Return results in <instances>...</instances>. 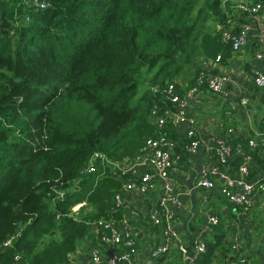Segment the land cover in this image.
Listing matches in <instances>:
<instances>
[{
  "label": "trees",
  "instance_id": "trees-1",
  "mask_svg": "<svg viewBox=\"0 0 264 264\" xmlns=\"http://www.w3.org/2000/svg\"><path fill=\"white\" fill-rule=\"evenodd\" d=\"M31 1L0 0V264H68L83 241L98 244L91 225L128 182L113 167L150 137L178 144L168 119L161 130L151 118L164 99L152 89L195 79L203 61L226 63L224 26L240 2L264 0ZM227 143L253 157L250 179L264 169L246 141ZM94 154L105 161L81 175Z\"/></svg>",
  "mask_w": 264,
  "mask_h": 264
},
{
  "label": "crops",
  "instance_id": "crops-1",
  "mask_svg": "<svg viewBox=\"0 0 264 264\" xmlns=\"http://www.w3.org/2000/svg\"><path fill=\"white\" fill-rule=\"evenodd\" d=\"M240 1L233 0L234 3ZM261 5L262 9L255 16L237 7V15L224 26L236 35L243 31V26L248 27L245 31L246 42L238 52H232L226 63L209 60L200 64L201 69L210 75H225L228 78L224 87L225 96L202 89L199 94L187 100L186 116L195 121L194 135L201 145L212 146V138L225 142L232 138L246 142L264 141V127L261 126L264 120V94L253 84L254 72L264 75V65L255 57L257 53L264 54V2ZM193 83L194 75L190 74L185 81L179 77L172 84L176 93L184 97ZM240 95L249 99L246 108L238 103ZM162 102L174 110L173 105ZM171 123L177 132L176 151L181 155V164L170 172L169 178L181 206L176 208L170 205V210L174 214V228L181 242L190 255L194 254L197 242H203L205 246L214 242V251L207 255L206 249L205 253L197 256L196 264H241L240 258L246 259L249 264H264V192L254 195L249 211L243 212L241 206L225 201L216 188L197 186L199 170L202 167L210 169L215 165L214 152H207L202 147L194 153L186 152L184 146L189 143L185 137L188 123ZM140 160L137 158L131 163L116 164L112 176L117 177V173H120L128 180L135 178L141 172ZM233 163L234 160H231L225 168L226 174L231 177L237 170ZM253 164L254 159L249 169L254 168ZM259 174L251 179H256ZM161 193L160 187L155 186L145 195L136 191L124 194L121 212L125 213L131 225L139 232L133 264H186L176 244H172L165 255L157 258L150 256L151 250L161 243V230L149 227L148 214L157 208ZM131 209L136 210L138 216H131ZM212 217L218 219L215 226L210 223ZM220 235L222 237L218 239ZM234 245L240 246L239 252L232 249ZM224 246L228 251H224ZM89 250L90 242L83 241L68 264H90ZM108 252L106 248H100L101 264L105 263Z\"/></svg>",
  "mask_w": 264,
  "mask_h": 264
},
{
  "label": "built area",
  "instance_id": "built-area-1",
  "mask_svg": "<svg viewBox=\"0 0 264 264\" xmlns=\"http://www.w3.org/2000/svg\"><path fill=\"white\" fill-rule=\"evenodd\" d=\"M30 7L44 9L45 4L36 0L28 2ZM238 8L251 16L257 15L262 9L260 3L253 4L250 1H242ZM247 26H243V31L236 35L230 32L227 27L221 32V38L224 42L230 43L232 52H238L245 44V31ZM264 37V34L262 35ZM257 60L264 65V54L257 53ZM219 58H216L218 61ZM228 82L225 75H210L205 70H200L194 79V84L186 91L184 97L176 93L175 86L169 84L164 90L152 89L153 94L160 93L166 101L174 106V110L169 108L165 102L160 107L154 102L151 110V118L159 129L166 127V120L173 123L186 121L189 125L185 137L189 141L184 146L188 153H194L199 147L205 148L207 152H214L215 165L210 169L202 167L198 172L197 186L205 189L216 188L220 196L228 203L241 206L243 212H248L251 200L258 192H264V170L256 177L250 179L249 166L253 157L247 152L242 144H237L233 149L227 142L219 138H212V146L201 145L194 135L195 121L186 116V106L188 98L195 96L202 89L208 90L215 95H226L224 87ZM253 84L264 94V75L254 72ZM249 99L246 96H239V105L246 108ZM163 108V109H161ZM162 112V113H161ZM264 126V120L261 122ZM177 144L168 139L165 135L150 137L145 143V148L141 160L138 162L141 172L135 178L128 180L120 192L114 196V207L109 213L108 218L100 219L91 225L92 234L98 238V244L90 243L89 262L90 264H101L100 248H106L109 252L104 264H133V256L137 253V239L139 232L131 225L125 213L121 212L123 207L124 194L136 191L140 195H145L152 191L155 186L161 189V196L157 201V208L148 214V224L152 228H160L161 243L151 250L150 256L157 258L169 252L172 244H176L178 252L181 254L186 264H196L197 256L205 253L206 246L203 242L195 244L194 254L190 255L187 247L181 242L174 228V214L170 210V205L180 208L181 203L178 200V194L175 193L171 184L169 174L177 169L181 164V155L176 151ZM247 146L252 152H264V141L257 142L249 140ZM241 158V164L232 177L226 174L225 168L229 165L232 157ZM96 160L105 161L102 154H94L89 160L88 165L81 171V175L92 174ZM62 195L59 196L61 198ZM80 205L73 208V212H78ZM120 213L117 218V214ZM131 216H138L136 210H129ZM211 225L218 224L217 217L210 218ZM10 240L4 243V247L9 246ZM234 251L240 249L239 245L232 247ZM241 264L249 262L240 258Z\"/></svg>",
  "mask_w": 264,
  "mask_h": 264
},
{
  "label": "rangeland",
  "instance_id": "rangeland-1",
  "mask_svg": "<svg viewBox=\"0 0 264 264\" xmlns=\"http://www.w3.org/2000/svg\"><path fill=\"white\" fill-rule=\"evenodd\" d=\"M189 75L188 74H184L182 77H181V80L185 81L186 78L188 77ZM142 89L139 91L140 93H142Z\"/></svg>",
  "mask_w": 264,
  "mask_h": 264
}]
</instances>
